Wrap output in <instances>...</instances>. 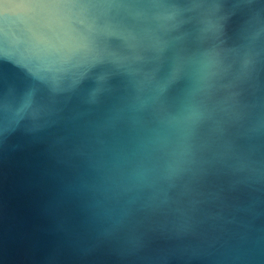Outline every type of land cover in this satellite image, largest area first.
<instances>
[{"label": "water", "instance_id": "water-1", "mask_svg": "<svg viewBox=\"0 0 264 264\" xmlns=\"http://www.w3.org/2000/svg\"><path fill=\"white\" fill-rule=\"evenodd\" d=\"M0 264H264V0H0Z\"/></svg>", "mask_w": 264, "mask_h": 264}]
</instances>
